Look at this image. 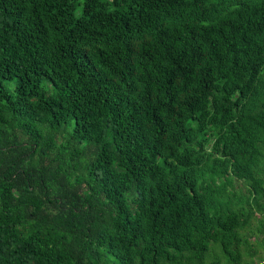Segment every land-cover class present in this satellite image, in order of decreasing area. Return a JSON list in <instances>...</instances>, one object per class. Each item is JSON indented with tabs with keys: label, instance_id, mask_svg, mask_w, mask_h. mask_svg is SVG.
<instances>
[{
	"label": "trees",
	"instance_id": "16d2710c",
	"mask_svg": "<svg viewBox=\"0 0 264 264\" xmlns=\"http://www.w3.org/2000/svg\"><path fill=\"white\" fill-rule=\"evenodd\" d=\"M264 0H0V264H264Z\"/></svg>",
	"mask_w": 264,
	"mask_h": 264
},
{
	"label": "built area",
	"instance_id": "2783aa9c",
	"mask_svg": "<svg viewBox=\"0 0 264 264\" xmlns=\"http://www.w3.org/2000/svg\"><path fill=\"white\" fill-rule=\"evenodd\" d=\"M257 264H262V262H259V263H257Z\"/></svg>",
	"mask_w": 264,
	"mask_h": 264
},
{
	"label": "rangeland",
	"instance_id": "374dc122",
	"mask_svg": "<svg viewBox=\"0 0 264 264\" xmlns=\"http://www.w3.org/2000/svg\"><path fill=\"white\" fill-rule=\"evenodd\" d=\"M263 243H264V241H263Z\"/></svg>",
	"mask_w": 264,
	"mask_h": 264
}]
</instances>
